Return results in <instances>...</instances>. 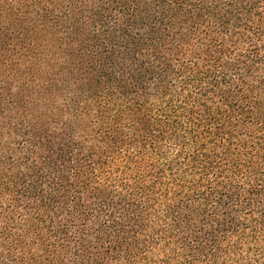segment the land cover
<instances>
[{
	"label": "trees",
	"instance_id": "obj_1",
	"mask_svg": "<svg viewBox=\"0 0 264 264\" xmlns=\"http://www.w3.org/2000/svg\"><path fill=\"white\" fill-rule=\"evenodd\" d=\"M0 264H264V0H0Z\"/></svg>",
	"mask_w": 264,
	"mask_h": 264
}]
</instances>
